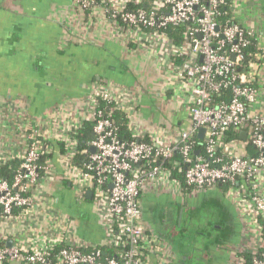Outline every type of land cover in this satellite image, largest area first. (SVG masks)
<instances>
[{
	"label": "built area",
	"instance_id": "1",
	"mask_svg": "<svg viewBox=\"0 0 264 264\" xmlns=\"http://www.w3.org/2000/svg\"><path fill=\"white\" fill-rule=\"evenodd\" d=\"M131 1L146 3L75 0V5L91 11L90 19L105 14L123 43L156 56L167 69L165 73L163 68L157 92L175 107L184 106L188 124L165 128L141 123L142 96L137 87L111 81L94 86L87 98L91 111L85 120L93 123L94 136L81 148L76 134L82 127L69 131L59 113L49 117L51 135L48 122L25 119L20 124L24 154L0 156V166L8 164L14 173L11 180H0V264H149L153 255L161 259L166 244L145 226L142 201L147 194L180 198L185 184L193 189L190 197L231 186L227 197L246 209L247 243L257 244L250 252L253 263L264 264V250L257 248L264 242V114L251 110L259 99L264 49L251 30L239 24L222 28L218 22L221 7L230 4L236 15L240 0H152L148 9L126 11ZM183 23L188 24L187 39L176 46L167 30ZM250 40L256 42L257 59L238 71ZM173 57L182 58V63L173 64ZM224 89L230 90L231 98L216 102L214 96ZM101 102L128 117L131 141L119 138L116 123L99 110ZM230 129L240 135L246 132V139L227 143ZM49 139L65 145L59 168L51 162L40 165ZM52 151L49 146L48 152ZM77 158L82 159L81 166ZM168 161H173L171 168L165 167ZM173 171L183 179L173 177ZM59 173L71 183L79 201L92 193V209L105 230L100 246L117 247L121 263L77 236L78 227L64 223L56 213L45 216L48 225L36 223L22 234L17 229L38 217L43 184Z\"/></svg>",
	"mask_w": 264,
	"mask_h": 264
},
{
	"label": "crops",
	"instance_id": "2",
	"mask_svg": "<svg viewBox=\"0 0 264 264\" xmlns=\"http://www.w3.org/2000/svg\"><path fill=\"white\" fill-rule=\"evenodd\" d=\"M235 16L264 49V0H240ZM113 31L105 14L87 18L75 0H0V156L24 154L20 124L27 118L48 122L50 135L53 120L49 117L55 118L57 113L65 118L63 126L69 131L81 128L91 111L87 98L104 81L137 87L142 96L141 123L187 126L189 114L184 106L175 107L157 92L167 69L152 52L128 47ZM258 85L259 99L251 110L264 114V62ZM62 180L66 179L59 173L44 182L42 211L34 221L17 228L21 234L36 223H50L45 216L55 212L50 199L56 193L51 183L57 181L62 188L71 189L78 202L71 183ZM220 190L189 200L169 194L145 196L144 224L167 249L161 259L151 256L149 264H241L239 255L252 252L257 244L250 247L245 238L246 209L227 195L224 198ZM72 198L70 207L78 211L80 223L83 221L77 226V236L100 244L105 230L98 215L92 209L89 216L87 201L76 204Z\"/></svg>",
	"mask_w": 264,
	"mask_h": 264
},
{
	"label": "trees",
	"instance_id": "3",
	"mask_svg": "<svg viewBox=\"0 0 264 264\" xmlns=\"http://www.w3.org/2000/svg\"><path fill=\"white\" fill-rule=\"evenodd\" d=\"M146 3L143 4H136L135 2H128L127 6L125 8L126 11H135L138 10L139 8H143V9H148V7L150 8L152 6V0H146ZM77 8H79V10L81 12L84 13V15L89 18L91 11L89 10H83L82 7H79L78 5H76ZM221 13L222 15L218 18V22L220 24V26L223 28L225 24L227 25H241L237 19V17L234 15V12L231 10V5L230 4H226L225 6L221 7ZM187 23H183L180 26L176 27V28H169V30H167V33L170 34L171 39L173 40L174 44L176 46L179 45H183L186 42L187 39V35H186V29H187ZM162 32V31H161ZM166 32V31H164ZM132 48H135L136 46L134 44L131 45ZM258 54V50H257V46H256V42L254 40H250V44L248 47H246L245 49H243V55H244V60L241 63V66H239L238 71H244V69L250 64V62L252 61H256V57ZM183 59L182 58H178V57H173V64L178 65L180 63H182ZM102 83V82H101ZM255 86H257L255 84ZM231 98V92L228 89H224L222 90V94L221 95H215L214 96V100L216 102H220L223 100H229ZM99 110H102L103 113L105 114L106 118H109L110 120H113L117 127V134L119 136V138L122 141H131L132 140V135L128 129V124H129V119L128 117L123 114L122 112L119 111H113L112 110V105L107 104L105 102H101L100 103V107ZM94 136L93 134V123L91 121H86L85 124L82 126V128L80 130H78L77 134H76V139L79 142V147H83L87 144L88 139H92ZM147 140H149L147 138ZM227 143L229 142H241V137L240 134L238 132H236L234 129H230L229 132L227 133V139H226ZM50 146L51 148H53L52 152H48V147ZM44 149H43V154L40 160V165L45 166L47 163L51 162L55 165L58 164L59 166V161H60V156L62 154H64L65 152V145L63 142L58 141V140H52L51 142H45L44 143ZM76 163L81 166L82 164V159L81 158H77L76 159ZM173 164L172 162H167V164H165L166 168H171ZM57 166V167H58ZM42 176L46 175V172H42L41 174ZM14 176V173L12 172V170L9 168V165H2L0 166V180L4 179V180H11ZM173 177L175 178H179V179H183L182 174L177 173L176 171H173ZM63 182L65 181V183L68 184L67 180H62ZM66 184V186H67ZM235 187V186H234ZM221 190L222 195L224 196V198H226V193L230 190L231 186L230 185H222L219 187ZM184 193L185 195H183L181 198L182 199H187L189 200L190 196L188 194L192 193V187L188 186V185H184ZM236 189H238V187H236ZM239 190V189H238ZM250 191V189H248ZM248 191V192H249ZM248 197V195L246 196V198ZM145 198V196H144ZM144 198L142 201V205L144 206ZM213 199H217L215 197H213ZM84 201H89L90 200H85ZM82 201V202H84ZM263 240H264V234H263ZM97 246L103 251L104 256H110L115 258L118 262L121 263V256L118 253V248L117 247H108V246H100V244H97ZM98 248V249H99ZM258 250L263 251L264 250V242L258 244ZM59 248H57L55 250V253L58 252ZM239 256H241V258L243 259V263L244 264H254L253 263V255L249 252H242Z\"/></svg>",
	"mask_w": 264,
	"mask_h": 264
},
{
	"label": "rangeland",
	"instance_id": "4",
	"mask_svg": "<svg viewBox=\"0 0 264 264\" xmlns=\"http://www.w3.org/2000/svg\"><path fill=\"white\" fill-rule=\"evenodd\" d=\"M51 184H53V189L56 190V193L54 195H52V198L50 199L51 200L50 202L53 203L52 205L54 207V211H55L54 213L58 214L60 219L63 220L64 223L69 224V222H71L76 227L79 226V223L82 220V218L80 220L79 216L76 215V213L78 211L75 210L76 211V213H75L73 211L72 207H70L72 205V203H71L72 196H71V191H70L71 189L62 188V185L59 184L57 181H55L54 183H51ZM72 200L74 201L73 198H72ZM59 201H60V203H59ZM79 202L80 201L78 200V202H75V203L79 204ZM84 204H85L86 208H89L90 212H88V215L91 216L92 215L91 203L85 202ZM80 224L83 225V221ZM180 234H181V236L186 235V233H183V235H182V233H180Z\"/></svg>",
	"mask_w": 264,
	"mask_h": 264
},
{
	"label": "water",
	"instance_id": "5",
	"mask_svg": "<svg viewBox=\"0 0 264 264\" xmlns=\"http://www.w3.org/2000/svg\"><path fill=\"white\" fill-rule=\"evenodd\" d=\"M218 30H219V28H218ZM204 134H205V129H201L200 132H199V138H203ZM240 137H241L242 140H245L246 137H247V133L246 132H242ZM92 151H94V150H92ZM87 199L88 200L92 199V193L91 192H89L87 194Z\"/></svg>",
	"mask_w": 264,
	"mask_h": 264
}]
</instances>
